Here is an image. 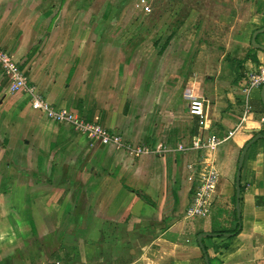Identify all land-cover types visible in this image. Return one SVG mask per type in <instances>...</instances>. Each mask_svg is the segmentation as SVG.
<instances>
[{"label":"crops","instance_id":"obj_1","mask_svg":"<svg viewBox=\"0 0 264 264\" xmlns=\"http://www.w3.org/2000/svg\"><path fill=\"white\" fill-rule=\"evenodd\" d=\"M103 2L0 0V47L51 106L132 146L170 151L93 144L34 109L26 92H10L0 66V264H60L50 263L57 250L72 254L69 264H208L206 256L264 264L263 138L245 156L240 221L234 210L240 151L264 130V85L252 91L243 127L213 152L220 177L211 214L202 226L185 218L190 178L211 154L193 142L229 134L246 111V73L264 66L252 42L264 28V0L249 14L233 9L222 55L204 51L197 30L188 46L179 30L156 36L135 26L139 14L103 11ZM257 40L264 46V32ZM195 97L204 98L203 120L189 111ZM223 205L228 221L216 223Z\"/></svg>","mask_w":264,"mask_h":264},{"label":"built area","instance_id":"obj_2","mask_svg":"<svg viewBox=\"0 0 264 264\" xmlns=\"http://www.w3.org/2000/svg\"><path fill=\"white\" fill-rule=\"evenodd\" d=\"M0 66L4 75L7 77L10 92H26L30 97V103L34 109L42 111L49 119L55 122H66L72 124L75 130L90 138L93 141V144L96 142L102 144H114L118 148L125 149L136 155L151 152H156L161 155L170 151L167 148L153 150L147 146H132L131 144H127L121 135L110 132L101 124L80 119L76 116V114L67 109H59L51 106L50 103L37 91L36 86L28 80L24 71L20 68L18 61L9 52L1 47ZM246 78L247 81L243 88L246 111L244 112V116H242L240 122L226 137L210 135L209 137L203 139L197 138L193 142L194 148L204 149L211 154L207 155L201 161L202 164L200 170L194 173L190 178L192 184V199L185 213V218L189 221L209 216L212 212L220 177L215 159L213 158V152L218 149L219 145H221L228 138L232 137L243 127L250 109L249 100L252 91L264 85V66L249 70L246 73ZM204 107V98L201 97H195L189 103L190 113L199 117L201 120L206 117ZM179 149L184 150L185 148L183 145H179Z\"/></svg>","mask_w":264,"mask_h":264},{"label":"rangeland","instance_id":"obj_3","mask_svg":"<svg viewBox=\"0 0 264 264\" xmlns=\"http://www.w3.org/2000/svg\"><path fill=\"white\" fill-rule=\"evenodd\" d=\"M255 1L257 2V0H104L102 8L103 11H112L113 9V12L139 14L140 17L135 26L138 28L145 27L152 30V32L155 31L156 36L165 34L167 36L169 32L179 30L180 38L186 39L187 42L185 44L188 46L191 43L193 44L190 34H194L195 30H197L199 34L201 33L202 43L200 44L205 46V48L202 47L204 51L209 48L208 52L210 53L213 48L216 55H222L223 51H218L216 48H221L220 46L223 43L229 42L225 37L226 33L232 31L228 16L234 13L233 9L238 12L243 9V14L251 12L255 9ZM108 4L111 7L114 6V8H109ZM94 6L93 3V7L88 5L87 8L92 10ZM238 31L239 29L235 28L234 32ZM151 39L153 41L154 36ZM177 43L179 44L180 42ZM228 216L224 211V205L220 206L219 212L214 217V222H227ZM205 219L206 217L197 218L198 225H204ZM26 264L31 263L28 260ZM36 264H48V261L42 262L38 260ZM60 264L62 263L60 262Z\"/></svg>","mask_w":264,"mask_h":264},{"label":"water","instance_id":"obj_4","mask_svg":"<svg viewBox=\"0 0 264 264\" xmlns=\"http://www.w3.org/2000/svg\"><path fill=\"white\" fill-rule=\"evenodd\" d=\"M264 32V28L258 29L254 32L253 36H252V42L254 45H256L257 47H260L262 49H264V46H261L257 43V35L258 33ZM263 102H264V87H263ZM263 138L264 139V135L262 134H258L256 135L253 139H251L243 148L241 154H240V158H239V163H238V169H237V176H236V210H237V216L239 221L241 220V207H240V194H241V173H242V168H243V164H244V160H245V156L246 153L249 149V147L257 140ZM208 236L207 233H201L198 236V241L200 243V246L202 248H204L203 243H202V238ZM206 261L209 264V259L208 256H206Z\"/></svg>","mask_w":264,"mask_h":264},{"label":"trees","instance_id":"obj_5","mask_svg":"<svg viewBox=\"0 0 264 264\" xmlns=\"http://www.w3.org/2000/svg\"><path fill=\"white\" fill-rule=\"evenodd\" d=\"M258 134H262L263 135L264 134V130L263 129L262 130L261 129L260 130H254L253 133H252V136L250 137V139L248 140V142L251 139H253ZM256 143H257V140L252 144L251 147H253ZM241 151H240V154H241ZM245 186H246L245 183L244 182H241V193L245 189ZM234 201L236 203V193H235V199H234ZM234 210H235V213H237L236 208H234ZM239 225H240V223L238 222L237 227L234 230H232V232L234 233L232 236L238 235V233L240 232ZM218 232L221 233L220 235H224L223 233L228 232V230H218ZM71 258H72V254L71 253H69V252H67L65 250H57V251H55V252H53L51 254L50 261L51 262L58 261V262H61L63 264H69Z\"/></svg>","mask_w":264,"mask_h":264}]
</instances>
